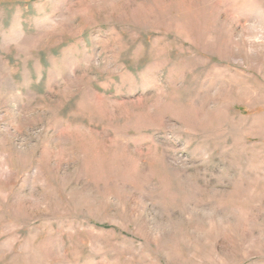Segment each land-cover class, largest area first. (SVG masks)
Listing matches in <instances>:
<instances>
[{"label": "rangeland", "instance_id": "rangeland-1", "mask_svg": "<svg viewBox=\"0 0 264 264\" xmlns=\"http://www.w3.org/2000/svg\"><path fill=\"white\" fill-rule=\"evenodd\" d=\"M0 264H264V0H0Z\"/></svg>", "mask_w": 264, "mask_h": 264}]
</instances>
